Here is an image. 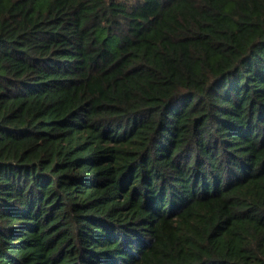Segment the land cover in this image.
<instances>
[{
    "label": "trees",
    "instance_id": "obj_1",
    "mask_svg": "<svg viewBox=\"0 0 264 264\" xmlns=\"http://www.w3.org/2000/svg\"><path fill=\"white\" fill-rule=\"evenodd\" d=\"M0 264H264V0H0Z\"/></svg>",
    "mask_w": 264,
    "mask_h": 264
},
{
    "label": "rangeland",
    "instance_id": "obj_2",
    "mask_svg": "<svg viewBox=\"0 0 264 264\" xmlns=\"http://www.w3.org/2000/svg\"><path fill=\"white\" fill-rule=\"evenodd\" d=\"M121 3H124V4H126V3H128V4H130V3H132L134 0H119Z\"/></svg>",
    "mask_w": 264,
    "mask_h": 264
}]
</instances>
